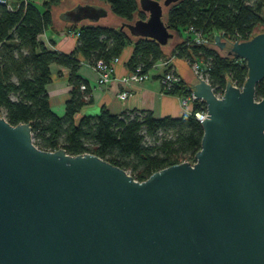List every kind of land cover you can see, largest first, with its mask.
I'll list each match as a JSON object with an SVG mask.
<instances>
[{"label": "water", "instance_id": "1", "mask_svg": "<svg viewBox=\"0 0 264 264\" xmlns=\"http://www.w3.org/2000/svg\"><path fill=\"white\" fill-rule=\"evenodd\" d=\"M177 1L137 0L144 18L119 28L166 46ZM106 14L64 12L73 25ZM212 45L244 61L241 86L226 79L216 97L192 73L182 80L205 107L199 149L142 181L90 153L39 149L28 123L0 114V264H264V28L238 41L215 33Z\"/></svg>", "mask_w": 264, "mask_h": 264}, {"label": "trees", "instance_id": "2", "mask_svg": "<svg viewBox=\"0 0 264 264\" xmlns=\"http://www.w3.org/2000/svg\"><path fill=\"white\" fill-rule=\"evenodd\" d=\"M100 1L108 5L119 23L74 24L76 41L68 53L52 50L40 40L50 25V5L58 0H41L40 4L37 0L0 3V114L11 125L28 123L32 143L39 149L61 148L70 155L90 153L122 168L137 181L171 164L193 161L202 133L193 112L204 108L202 102L193 105L191 114L179 117H155L149 110L137 109L110 113L100 107L96 114L75 119L81 108L92 101L86 81L77 73L79 57L93 67L98 60L108 63L131 45L126 60L129 71L139 66L140 72L146 73L157 60L170 57L189 64L194 57L206 64V78L214 92L223 90L226 79L240 87L246 76L244 61L218 51L212 45V37L222 32L231 41L247 39L256 26L264 24V0H179L171 4L164 19L168 28L180 38L191 28L204 36L207 43L189 45L191 36L185 33L170 50L169 45L133 37L119 28L122 21L144 18L137 0ZM51 64L68 70L69 90L62 115L53 112L49 105L46 86L51 81ZM80 84L84 85L83 90ZM161 89L170 95L189 93L182 80ZM263 94L264 78L254 85L255 99Z\"/></svg>", "mask_w": 264, "mask_h": 264}, {"label": "crops", "instance_id": "3", "mask_svg": "<svg viewBox=\"0 0 264 264\" xmlns=\"http://www.w3.org/2000/svg\"><path fill=\"white\" fill-rule=\"evenodd\" d=\"M37 2L39 3L41 0H37ZM79 4L106 8V16L97 21L99 25L116 26L120 21L112 15L108 5L100 0H58L57 3L50 5V25L40 35V40L46 47L62 53H68L73 49L76 41L75 32H77V26L72 25L71 22L67 20L64 12ZM85 21H88V19L82 20L80 24ZM175 35L177 38L174 40L172 38V41H174L172 45L179 42L181 38L184 37L182 35L180 38L177 34ZM169 49H171L170 46L168 47V50ZM130 52L131 45H127L122 49L117 57L118 60L113 65L109 80L104 87H96L94 85L96 75L93 67L85 63L82 58L79 57L81 61L77 73L86 81L92 98L90 104L84 105L81 108V114H96L100 107H104L110 113L137 109L149 110L155 117H179L183 115L184 108L180 105L178 99L180 95L164 93L154 78L140 82H130L128 86L129 94L126 98L119 99L117 97V94L123 87V83L119 78L130 72L126 67V60ZM169 65L174 69L181 80L188 82L189 74L192 72L186 60L171 58ZM50 72L51 81L46 87L49 95V105L53 112L60 114L63 108V102L68 96L69 85L66 81L68 70L65 67L51 64Z\"/></svg>", "mask_w": 264, "mask_h": 264}, {"label": "built area", "instance_id": "4", "mask_svg": "<svg viewBox=\"0 0 264 264\" xmlns=\"http://www.w3.org/2000/svg\"><path fill=\"white\" fill-rule=\"evenodd\" d=\"M185 33H189L191 36V39L188 41V44H201V43H207L206 38L202 36L198 32H194L191 28L186 29ZM219 33V32H216ZM222 33V32H221ZM75 35L77 33L75 32ZM201 39V41H200ZM198 40V41H195ZM205 40V41H203ZM238 41L239 39L236 38L234 39ZM118 60L117 57L112 58L108 63H105L101 60H98L95 65L93 66V69L95 71V80H94V85L96 87H104L108 80L109 76L112 72V68L114 63ZM171 60V57L169 59H159L157 60L151 69H149L146 73H141L140 72V67L137 66L134 71H130L127 75L121 76L119 79L123 83L122 90L117 94V97L119 99H124L126 96L129 94V84L130 82H140L146 79L154 78L157 84L160 86V88L165 87L168 88L175 82H178L179 76L178 74L174 71V69L169 65V62ZM189 68L192 72L193 75L201 78L205 82L208 83L207 78H206V69L207 66L206 64L198 61L193 57L192 62L188 64ZM232 85L236 86L235 84L232 83ZM238 87V86H236ZM80 90L84 89V85L80 84L79 86ZM211 90L213 94L216 97H220L222 94V91H216L214 92V89L211 87ZM179 102L180 105L184 108V114L183 115H189L192 113L193 105L196 102H199V100H196L195 97L189 92L186 95L179 96ZM189 106V107H188ZM193 116L195 119L200 122L204 117H205V107L200 108L199 110H196L193 112ZM192 162V161H191Z\"/></svg>", "mask_w": 264, "mask_h": 264}, {"label": "rangeland", "instance_id": "5", "mask_svg": "<svg viewBox=\"0 0 264 264\" xmlns=\"http://www.w3.org/2000/svg\"><path fill=\"white\" fill-rule=\"evenodd\" d=\"M261 15L264 17V5H263V7H262V11H261ZM259 27H262V28H264V24H261V25H258V26H256L254 29H253V31H258V29H259ZM175 38H177L176 37V35H175V33H174V36H173V40L175 39ZM209 41V40H208ZM174 43V41H172V39H171V41L169 42V46H170V48H172L173 47V44ZM209 44V43H208ZM170 50V49H169ZM81 114V112L79 111L75 116H74V118L75 119H77V117L79 116ZM147 140V139H146Z\"/></svg>", "mask_w": 264, "mask_h": 264}]
</instances>
